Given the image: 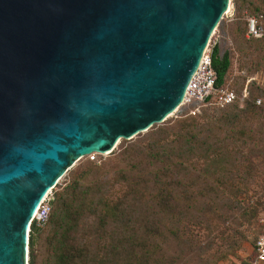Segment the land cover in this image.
<instances>
[{
    "label": "water",
    "instance_id": "obj_1",
    "mask_svg": "<svg viewBox=\"0 0 264 264\" xmlns=\"http://www.w3.org/2000/svg\"><path fill=\"white\" fill-rule=\"evenodd\" d=\"M228 3L0 0V264H24L30 216L74 159L179 106Z\"/></svg>",
    "mask_w": 264,
    "mask_h": 264
},
{
    "label": "rangeland",
    "instance_id": "obj_2",
    "mask_svg": "<svg viewBox=\"0 0 264 264\" xmlns=\"http://www.w3.org/2000/svg\"><path fill=\"white\" fill-rule=\"evenodd\" d=\"M263 1L229 0L207 43L209 47L217 45L219 55H228L223 85L237 97L245 89L264 107V38L247 41L243 37L247 17H255L264 27ZM231 114H237L232 105H179L163 122L130 140L119 139L108 154H95L91 162L87 156L74 159L48 191L52 207L54 197L65 193V186L76 174L90 170L78 188L79 198L71 202L76 212L70 235L73 246L92 259H102L99 264H106L109 258L121 261L115 255L121 251L119 244L126 248V237H143L142 232L153 222L158 235L150 237L146 264L246 263L254 239L264 230V136L252 142L235 139L217 143L226 133L216 131L211 122ZM261 122L264 124L261 119L254 121L251 128L256 130ZM188 123L195 127L198 140L210 143L211 149L205 151L204 145H198L202 148L181 157V168L186 170L172 171L169 177L161 175L160 161L150 159L146 147L161 137L158 133L163 129L178 131ZM170 138L168 135L166 142ZM172 148V153L180 150L183 154L187 145L178 142ZM176 182L185 184L190 194L162 213L151 196L161 183ZM182 188L176 187L174 192L180 196ZM188 198H194L190 209ZM103 206L112 214H104ZM165 223L175 232L164 230ZM49 230L47 223L33 228L32 264H46L49 259ZM29 260L26 242L24 264Z\"/></svg>",
    "mask_w": 264,
    "mask_h": 264
},
{
    "label": "trees",
    "instance_id": "obj_3",
    "mask_svg": "<svg viewBox=\"0 0 264 264\" xmlns=\"http://www.w3.org/2000/svg\"><path fill=\"white\" fill-rule=\"evenodd\" d=\"M262 4L264 6V1ZM210 65L214 74V86L218 87L223 85V80L229 67V59L227 53L225 52L221 55L218 54L217 45H213L211 48ZM255 100H257V98L251 97L249 94H247V98L241 102L242 104H240V106L236 103L232 104V109L237 111V114L226 116L222 115L211 122V127L215 128L216 131L226 133L223 135V140L217 141V143L235 139H240L241 141L248 140L252 142L258 141L259 137L264 136V124L262 122V125L259 124L256 130L251 128L254 121L256 123L259 121V119L264 121V107L261 104L255 105ZM194 129L195 127L192 125V123H188L187 125L182 124L179 126L178 131H171L169 128L163 129L158 133L161 136L160 138L158 137L157 139L150 141L149 145L146 147V152L150 159L160 161L161 175L169 177L172 171H179L182 166L181 157L185 156L186 153L190 154L193 151L202 148L198 145H204L205 151H209L211 149L210 143L207 141L200 142L198 140L197 135L194 133ZM210 133H212V130ZM255 134L257 135L256 137ZM168 135H171V138L166 142ZM214 140L217 139L214 138ZM178 142H183L187 145V149L183 154L180 152V150L177 153H172V147ZM171 159L176 160L173 161ZM181 169L186 170V168ZM89 174L90 170L82 171L76 174V177L65 186V193H60L53 199V206L51 207L52 210L47 221V224L50 225V230L48 238L49 259L47 260L46 264H99L98 262L103 261L100 258L97 260L88 257L87 252L83 249L73 246V243L70 239V235L73 231L76 221V212L74 209H72L71 202L79 198L78 188L81 185V181L89 176ZM176 187H183L180 192V196L174 192ZM188 193V187H186L185 184H181L180 182L173 184L161 183L157 187L155 194L151 196V199L153 204L155 203L157 207L162 209V213H165L166 208H171V206L175 204L178 205L181 197L182 199L187 198L188 196L185 195H188ZM193 200L194 198H188V201H191L188 209L194 205ZM106 208L107 207L103 206V213L111 215L112 213ZM169 225L170 224L165 223L162 228L164 230L167 229L168 232H175V228H170L172 225ZM33 228V226H30L27 239V247L30 257L29 264H32L33 241L31 233ZM157 231L158 230L155 229L153 222L149 223L148 228L142 232L143 237H138L135 235L133 237L129 235V237H126L127 239L125 240L126 248H123V244H119L121 251L115 255L119 256L118 260L121 259V261L125 262L116 261L115 258H109L104 262L106 264L108 262H110V264H146V261L149 258V249L152 247L150 237H152V234L158 235Z\"/></svg>",
    "mask_w": 264,
    "mask_h": 264
},
{
    "label": "built area",
    "instance_id": "obj_4",
    "mask_svg": "<svg viewBox=\"0 0 264 264\" xmlns=\"http://www.w3.org/2000/svg\"><path fill=\"white\" fill-rule=\"evenodd\" d=\"M243 37L245 40H260L264 38V27L258 23L255 17H247L245 19ZM212 47H209L207 43L201 53L197 65L185 85L179 105L200 103L203 106L223 108L235 104L237 101L242 102L247 98L245 89L241 96L237 97L233 90L224 85L214 86V74L210 65V51ZM259 104L260 100H255V105ZM190 113L193 114V112ZM95 154L91 153L87 155L89 161H93ZM49 199L48 193L40 198L30 216L27 228L30 226L40 228L47 223L51 210ZM251 251V256L246 263L236 264H264V230L254 239Z\"/></svg>",
    "mask_w": 264,
    "mask_h": 264
},
{
    "label": "bare ground",
    "instance_id": "obj_5",
    "mask_svg": "<svg viewBox=\"0 0 264 264\" xmlns=\"http://www.w3.org/2000/svg\"><path fill=\"white\" fill-rule=\"evenodd\" d=\"M228 9V6L226 7V9L225 10H227ZM206 45H207V43H206ZM178 107H175L171 112H169L166 116H165V119L168 117V116H170L176 109H177ZM110 151H107L105 154H108ZM48 193V190L45 192V194H47ZM44 194V195H45ZM43 195V196H44ZM26 232H27V228H26Z\"/></svg>",
    "mask_w": 264,
    "mask_h": 264
}]
</instances>
